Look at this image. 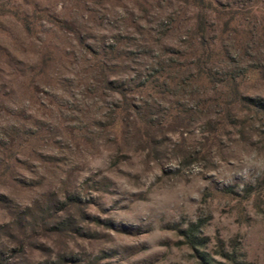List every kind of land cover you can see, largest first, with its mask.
<instances>
[{
	"label": "clouds",
	"instance_id": "9594fccd",
	"mask_svg": "<svg viewBox=\"0 0 264 264\" xmlns=\"http://www.w3.org/2000/svg\"><path fill=\"white\" fill-rule=\"evenodd\" d=\"M0 16V225L99 182L114 231L93 255L264 264V0H0ZM15 235L0 242L24 259Z\"/></svg>",
	"mask_w": 264,
	"mask_h": 264
},
{
	"label": "rangeland",
	"instance_id": "374dc122",
	"mask_svg": "<svg viewBox=\"0 0 264 264\" xmlns=\"http://www.w3.org/2000/svg\"><path fill=\"white\" fill-rule=\"evenodd\" d=\"M26 2V0H25ZM18 15V13H17ZM11 21H5L0 16V29L5 28ZM120 179L125 177L120 176ZM89 195H73L66 196L64 200H57L54 192L45 195V204L37 209L34 213L31 208H25L23 211L17 212L14 219L13 230L8 225H0V232L7 236L8 241L17 243V236L29 238V234L33 239V243L28 245V256L20 259L19 256L25 252L23 243H18L16 247L9 249L6 244L0 242V263L2 264H126L130 258L133 264H162L165 259V253L151 252L150 246H144L146 242L140 245H127L126 247L134 249L131 252L121 253L113 249H101L97 255H93L88 250L92 243L102 240L108 233L113 232L107 224H100L99 220L106 216L101 212L98 203L100 197L97 193L104 191V186L99 182H86ZM253 189H249L246 193L248 197L253 194ZM8 201V197L0 200V207H3ZM96 201L97 203H93ZM252 208L259 211L256 201H253ZM67 209V213L60 219L54 218L58 213H63ZM95 209L96 211H92ZM6 211L7 208L5 207ZM97 213L99 215L97 216ZM224 210H221V215ZM91 216H97L96 220L88 219ZM254 217L250 214L245 223L250 222ZM47 221L45 223L44 221ZM54 221V222H53ZM235 225V222H233ZM91 225V228L85 232L84 226ZM75 226V227H74ZM37 227L40 231H37ZM43 233V234H41ZM63 234H69L79 242L77 247L70 249L57 250V241ZM118 235L127 236V233H119ZM55 238V239H53ZM160 247H168L167 244L161 243ZM55 252V259L50 260L49 257ZM147 254V255H145ZM220 259L215 264H243L235 252H220ZM31 257V259H28ZM15 258V259H14Z\"/></svg>",
	"mask_w": 264,
	"mask_h": 264
},
{
	"label": "trees",
	"instance_id": "16d2710c",
	"mask_svg": "<svg viewBox=\"0 0 264 264\" xmlns=\"http://www.w3.org/2000/svg\"><path fill=\"white\" fill-rule=\"evenodd\" d=\"M0 264H2V263H0Z\"/></svg>",
	"mask_w": 264,
	"mask_h": 264
}]
</instances>
